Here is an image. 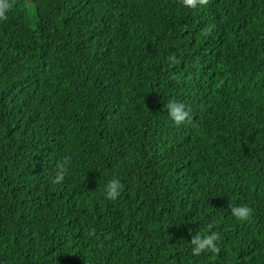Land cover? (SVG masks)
<instances>
[{"label":"trees","instance_id":"16d2710c","mask_svg":"<svg viewBox=\"0 0 264 264\" xmlns=\"http://www.w3.org/2000/svg\"><path fill=\"white\" fill-rule=\"evenodd\" d=\"M172 99L190 122L168 116ZM210 230L220 251L193 254ZM0 264H264V0H13Z\"/></svg>","mask_w":264,"mask_h":264},{"label":"clouds","instance_id":"9594fccd","mask_svg":"<svg viewBox=\"0 0 264 264\" xmlns=\"http://www.w3.org/2000/svg\"><path fill=\"white\" fill-rule=\"evenodd\" d=\"M206 0H182V5L186 8H196L198 5L205 3ZM13 7V0H0V21L6 20L8 17L9 11ZM170 61H175V55L168 57ZM165 107L168 110V116L176 123H186L190 122L193 117L191 114V108L183 101L176 99L168 100ZM70 156H65L62 161H59L55 167V174L51 178L53 183H60L64 181L66 174L70 166ZM124 184L118 176H113L110 178L107 183L104 185L102 195L108 200H116L122 193ZM232 215L241 221L248 220L252 213L253 209L248 203H239L231 207ZM211 229V225H209ZM95 229H93V232ZM221 240V235L216 231H208L203 234L197 232L192 236L190 241L192 247L191 252L199 256L202 252H219L218 242Z\"/></svg>","mask_w":264,"mask_h":264}]
</instances>
